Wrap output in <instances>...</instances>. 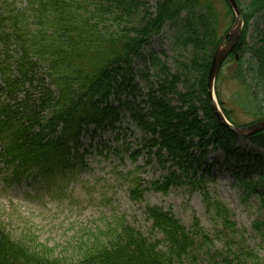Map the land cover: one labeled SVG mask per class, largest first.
<instances>
[{
    "label": "trees",
    "instance_id": "obj_1",
    "mask_svg": "<svg viewBox=\"0 0 264 264\" xmlns=\"http://www.w3.org/2000/svg\"><path fill=\"white\" fill-rule=\"evenodd\" d=\"M126 1L30 0L32 17L39 24L36 29L21 23L22 17L29 20L30 14L0 12V26L9 23L13 32L0 27L3 41L15 40L21 50L13 65L4 45L3 56L7 58L0 64V162L5 164L4 179L8 184L41 181L51 185L74 178L83 159L82 136L92 127H115L118 113L111 104L112 96L133 88L135 57L167 23L178 20L184 21L185 42L192 49L190 64L183 66L196 88L193 85L184 93L177 92L180 76L172 75L168 85L160 83L149 92L148 113L135 115L146 140L157 148L158 158L168 156L171 160L170 173L163 181H155L153 188L166 191L170 184L186 181L194 187L204 184L205 176L198 179L189 173L195 166L205 168L210 147L241 156L234 145L238 134L217 117L208 93L212 59L227 31L222 28L221 13L214 0H158L154 12L145 7L141 14H136V9L145 1ZM222 1L235 22L231 4ZM236 1L244 29L222 68L229 63L237 65L233 77L245 89L240 106L255 122L264 119V36L250 46L246 28L264 13V0H245V4ZM105 22H113L117 29H103ZM39 60L47 64L45 79H40ZM168 90L178 94L180 105L175 106L168 99ZM215 91L226 117L240 125L232 109L225 106L218 82ZM248 139L264 149V130ZM193 149L200 153L197 155ZM241 181L248 185L246 176ZM203 189L205 199L210 200L205 185ZM132 192L136 194L138 188ZM260 200L264 205V187ZM210 204L232 230L234 224L226 206L217 200ZM147 213L153 227L164 235L166 249L122 221L105 239L92 243L79 262L68 263L50 255L45 246L40 249L16 239L0 224V264H176L184 259L194 262L193 234H199L198 219L190 232L171 210L148 206ZM254 228L264 236V220L255 221ZM220 257H214L213 264H244L241 257L232 253Z\"/></svg>",
    "mask_w": 264,
    "mask_h": 264
},
{
    "label": "rangeland",
    "instance_id": "obj_2",
    "mask_svg": "<svg viewBox=\"0 0 264 264\" xmlns=\"http://www.w3.org/2000/svg\"><path fill=\"white\" fill-rule=\"evenodd\" d=\"M130 1L126 2L132 3ZM157 1L143 0L136 14H141L145 7L154 12ZM214 2L221 13L222 28L227 30L221 45L224 47L235 22L222 0ZM10 10L31 15L29 20L22 17L24 26L39 27L32 17L30 0H0V12L9 13ZM9 25L5 23L0 27L13 33ZM102 27L109 32L117 29L113 22H105ZM246 35L250 46L264 36V13L250 22ZM4 45L10 51V63L15 65L21 51L17 42L5 43L0 33V64L7 58L3 56ZM191 58L192 49L185 42L183 20L167 23L161 33L152 37L150 44L134 59L133 88L111 98L118 113L115 127H92L85 132L80 141L83 159L69 182L61 179L51 185L41 181L8 184L4 179L5 164L0 162V224L16 239L40 249L45 246L50 255L75 263L83 258L92 243L105 239V235L118 228L122 221L166 249L164 235L153 227L147 213L148 206H160L171 210L190 232L194 231L195 219L199 222V234H193L195 261L184 259L176 264H213L214 257L219 260L221 254L228 253L241 257L244 264H255V260L264 264V236L254 228L255 221L264 220V205L260 200L264 187V149L254 145L247 136L238 135L234 141L241 156L221 148L208 149L205 168L195 166L189 173L198 179L205 176L204 184L194 187L186 181L170 184L166 191L153 188L155 181H163L170 173L171 160L168 156L162 160L158 158L157 148L146 140L135 115L148 113L149 92L160 83L168 85L172 75L180 76L176 86L179 93L195 85L183 66L190 64ZM236 68L235 63L226 64L215 86L218 82L221 98L225 106L232 109L238 124H250L253 122L251 115L240 106L245 89L233 77ZM38 72L40 79L46 78V62L39 60ZM167 93L173 105H180L178 94L169 90ZM193 151L197 155L200 153L198 149ZM245 176L247 186L241 181ZM204 185L210 200L205 199ZM133 188H138L136 194ZM216 200L228 209L230 222L234 224L232 230L210 204Z\"/></svg>",
    "mask_w": 264,
    "mask_h": 264
},
{
    "label": "water",
    "instance_id": "obj_3",
    "mask_svg": "<svg viewBox=\"0 0 264 264\" xmlns=\"http://www.w3.org/2000/svg\"><path fill=\"white\" fill-rule=\"evenodd\" d=\"M232 5L236 15L237 20L234 27L230 31L229 38L224 45V47H218L212 59L209 76H208V92L211 100L212 107L217 115V117L226 125L228 128L236 134L241 135H253L264 130V119L248 125H234L226 118L218 101L215 99V81L218 71L220 70L225 59L230 55L237 45L243 28V20L241 18L240 10L238 8L236 0H228ZM236 26V27H235Z\"/></svg>",
    "mask_w": 264,
    "mask_h": 264
}]
</instances>
